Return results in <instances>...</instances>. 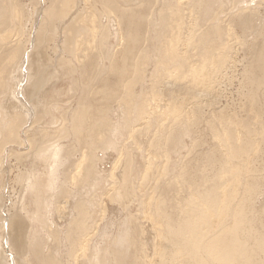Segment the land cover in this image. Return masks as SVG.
<instances>
[{
  "label": "bare ground",
  "instance_id": "bare-ground-1",
  "mask_svg": "<svg viewBox=\"0 0 264 264\" xmlns=\"http://www.w3.org/2000/svg\"><path fill=\"white\" fill-rule=\"evenodd\" d=\"M27 7L0 0V264H264V0Z\"/></svg>",
  "mask_w": 264,
  "mask_h": 264
},
{
  "label": "rangeland",
  "instance_id": "rangeland-1",
  "mask_svg": "<svg viewBox=\"0 0 264 264\" xmlns=\"http://www.w3.org/2000/svg\"><path fill=\"white\" fill-rule=\"evenodd\" d=\"M29 1H30V0H29ZM29 1H28V0H21V2H23L24 4H25V3H26V5L28 4V7H27V8H30V7H29ZM240 53H241V52H240ZM241 58H242V55H240V62L237 63V66H236V68H235V70H234V74H235V73H236V74L234 75V81H233V83H232L233 86H232V85H229V86L226 85V86L224 87L225 92H224V90L222 89L223 87L220 86V87H221L220 89H222V90H220V95H222V96H224V97L221 96V97H219V99H221V100L218 99V100H219V103H220L221 105H219V103H217L218 101L216 102V103L218 104V106H217V104H215L217 108L219 107L218 109H220L222 106H224V107L227 109V111H231V112H234V111H237V112H238V111H239V112H238L239 114H240L243 110H242V111H241V110H237V109H239V108L241 109V107L238 106V107H239V108H238L237 105H240L241 103H239V102H242V100L240 99V97H237V98H236L237 95H238V96H240V95H239V93H235V91H238V82H237V80L239 81V78H238V77H240L239 74L241 73V69H242V65H241V63H242L241 60H242V59H241ZM240 65H241V66H240ZM236 77H237L238 79H236ZM235 81H236V82H235ZM235 86H236V87H235ZM226 87H229L230 89H229V88H226ZM231 87H232V88H231ZM225 88H226V89H225ZM227 89H228V90H227ZM222 91H223L224 93H223ZM228 91H229V93H228ZM231 91H232V92H231ZM225 93H226V94H225ZM231 93H232L233 95H231ZM228 94H229V95H228ZM236 94H237V95H236ZM226 95H227V98H226ZM230 95H231V96H230ZM225 98H226V99H225ZM239 99H240V100H239ZM225 100H226V101H225ZM232 100H233V102H232ZM238 100H239V101H238ZM220 101H221V102H220ZM236 101H237V103H236ZM230 102H231V103H230ZM225 103H226V106H227V105H229V106L231 105L232 107H231V106H230V107H229V106L226 107V106L224 105ZM234 104H235V105H234ZM233 106H234V107H233ZM235 106H236V107H235ZM242 107H243V106H242ZM228 109H229V110H228ZM242 113H243V112H242ZM37 128H39V127H37ZM37 130H38V129H37ZM40 133H42V131H40V129H39V131L37 132V135L40 134ZM98 154L101 155L100 152H98ZM13 160H14V161H13ZM107 160H108V159H106L105 163L102 164V166H104V167H103L104 170H105V169L108 170V169L111 167V161H110L111 159H109L108 161H107ZM6 162L9 163V164L11 163V164H10V166H11V170H10V172H8V176H9V178H7V176H5L4 179H3V182H4V181H5V182H4V183L2 182V183H3L4 185L7 184V186L5 185V186H6V187H5V186L3 185L4 187L2 188V193H3L4 202L9 203V202L11 201V199H12V200H13V198L15 199L16 195L18 194V192H16V190L19 191L20 183H19L18 181L16 182V173H17V171H15V170H16L15 165L17 164L18 159L14 158V157H13V158L11 157V158H9V160H7ZM13 162H14V163H13ZM12 163H13V164H12ZM12 165H13V168H12ZM109 165H110V166H109ZM14 168H15V169H14ZM13 171H14V172H13ZM10 173H11V176H10ZM12 173H13L14 175H13ZM12 177H13L14 179H13ZM11 178H12V180H11ZM6 180H7V182H6ZM14 180H15L16 183L14 182ZM12 181H13V183H12ZM8 182H9L10 184H9ZM8 185H9V186H8ZM11 187H12V188H11ZM7 188H8V189H7ZM13 189H16V190H13ZM11 190H12V191H15L16 193H15V192L12 193ZM4 192H5V193H4ZM11 193H12V194H11ZM11 195H13V196H11ZM6 199H7V200H6ZM63 200L65 201V199H61V200H60L59 205H62L61 202H63ZM106 200H107V199H106ZM106 200H105V201L103 200L102 202H104V204H105V203H106ZM13 201H14V200H13ZM63 203H64V202H63ZM100 204H101V203H100ZM104 204H102V206L107 207L108 210H107L106 208H104V207H103L104 209H102V210L105 211V209H106L107 211H105V212H107L108 214L105 213V212H103V211L101 210V211H100L101 213H99L100 217H99V216H98V217H99V218H102V217L105 218L106 216L109 217V215H110L111 219H114V220L117 219V218L119 217L118 214H120V213H117V214H116V213L113 211V210L115 209V206H116V205H114L113 203H112L113 205H111V202H109L108 200H107V204H106L107 206L104 205ZM110 205H111V206H110ZM102 206H99V208L102 207ZM109 207H110V209H109ZM113 207H114V208H113ZM132 207H133V206H132ZM132 207H131V210L134 209V207H133V208H132ZM61 208H62V210H61ZM111 208H112V209H111ZM116 208H117V207H116ZM63 209H65V206L62 205V206L59 207V209H58V211H60V212L55 211L57 214H54L55 212H54L53 214L56 215V216H51L52 219L61 216V218H57V220H56V219H53L55 222H58V224H61L62 221H63V220H62V214H61V213H63L62 211H64ZM115 211L118 212V210H115ZM102 212L104 213L105 216H103V213H102ZM113 213H115V214L113 215ZM112 215H113V216H112ZM117 216H118V217H117ZM112 217H113V218H112ZM114 217H117V218H114ZM59 221H60V222H59ZM56 224H57V223H56ZM4 242H5V240H4Z\"/></svg>",
  "mask_w": 264,
  "mask_h": 264
}]
</instances>
